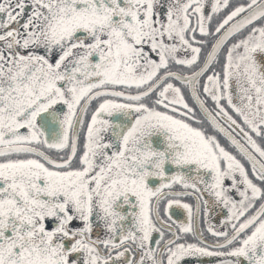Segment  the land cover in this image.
Here are the masks:
<instances>
[{
    "label": "flooded vegetation",
    "instance_id": "af4514ba",
    "mask_svg": "<svg viewBox=\"0 0 264 264\" xmlns=\"http://www.w3.org/2000/svg\"><path fill=\"white\" fill-rule=\"evenodd\" d=\"M259 1L0 0V264H264Z\"/></svg>",
    "mask_w": 264,
    "mask_h": 264
},
{
    "label": "water",
    "instance_id": "95a60500",
    "mask_svg": "<svg viewBox=\"0 0 264 264\" xmlns=\"http://www.w3.org/2000/svg\"><path fill=\"white\" fill-rule=\"evenodd\" d=\"M264 16V0L259 1L257 4H255L253 7H251L249 10L244 12L242 15L238 16L234 20H232L217 36L215 41L213 42L210 50L207 53V56L205 58L204 63L202 66L191 76L185 77V81H189L190 85L193 84L194 80L205 73L207 69L210 67L212 62L215 60V58L218 56L224 45L237 33L260 19L261 17ZM264 58V57H263ZM262 57H259V62L262 63ZM262 72L264 73V70L262 69ZM161 81H158L154 84V86L149 89L153 90L156 86L159 85ZM194 89V90H193ZM148 90V92H149ZM192 96L202 112V114L212 123L214 124L218 129H219V123L216 121L215 117L213 114L208 110V108L205 106V104L202 102V100L198 97V94L195 92V88L193 87L191 89ZM92 98L88 99L91 100ZM222 132L223 130L220 129ZM224 133V132H223ZM238 149L242 152L246 158L249 159L257 168L258 170L264 175V165L260 162V160L243 144L241 143H236L235 144ZM264 210V203L263 206L260 208L258 213L256 214L255 217H257L262 211Z\"/></svg>",
    "mask_w": 264,
    "mask_h": 264
},
{
    "label": "trees",
    "instance_id": "16d2710c",
    "mask_svg": "<svg viewBox=\"0 0 264 264\" xmlns=\"http://www.w3.org/2000/svg\"><path fill=\"white\" fill-rule=\"evenodd\" d=\"M210 43H211V41H210ZM207 50H208V45H207V47L205 48V54L207 53ZM214 66H216V67H217V65H216V64H214Z\"/></svg>",
    "mask_w": 264,
    "mask_h": 264
}]
</instances>
